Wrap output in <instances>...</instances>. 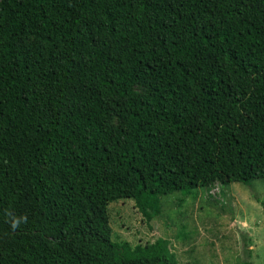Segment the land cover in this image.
<instances>
[{"label":"trees","instance_id":"obj_1","mask_svg":"<svg viewBox=\"0 0 264 264\" xmlns=\"http://www.w3.org/2000/svg\"><path fill=\"white\" fill-rule=\"evenodd\" d=\"M260 179L264 0H0V264H176L110 205Z\"/></svg>","mask_w":264,"mask_h":264},{"label":"rangeland","instance_id":"obj_2","mask_svg":"<svg viewBox=\"0 0 264 264\" xmlns=\"http://www.w3.org/2000/svg\"><path fill=\"white\" fill-rule=\"evenodd\" d=\"M47 49L46 41L28 38ZM137 90L148 94L146 86ZM180 193L162 197V210L150 223L132 200L109 207L108 228L117 242L133 247L168 240L176 264H264V180L249 185L215 181L181 203ZM251 241V256L246 245Z\"/></svg>","mask_w":264,"mask_h":264}]
</instances>
